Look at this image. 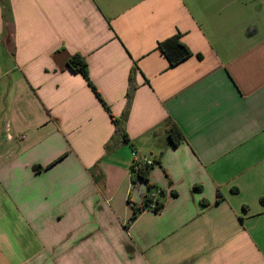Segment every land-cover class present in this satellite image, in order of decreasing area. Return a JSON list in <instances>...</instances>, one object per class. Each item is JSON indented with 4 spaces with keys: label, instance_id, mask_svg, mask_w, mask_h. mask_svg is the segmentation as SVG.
<instances>
[{
    "label": "crops",
    "instance_id": "1",
    "mask_svg": "<svg viewBox=\"0 0 264 264\" xmlns=\"http://www.w3.org/2000/svg\"><path fill=\"white\" fill-rule=\"evenodd\" d=\"M4 4L0 264H264V0ZM178 33L193 56L171 68L158 45ZM76 54L115 117L131 75L129 142L106 150L115 125ZM149 194L163 208L130 223Z\"/></svg>",
    "mask_w": 264,
    "mask_h": 264
},
{
    "label": "trees",
    "instance_id": "2",
    "mask_svg": "<svg viewBox=\"0 0 264 264\" xmlns=\"http://www.w3.org/2000/svg\"><path fill=\"white\" fill-rule=\"evenodd\" d=\"M3 6H4V17L8 19L10 14V7L5 6L4 0H1ZM159 50L165 55L167 58L169 65L171 68H174L189 58L193 56L192 51L189 49V47L182 41V35L178 33L177 35L162 41L158 45ZM68 67L75 73L81 74L85 80L87 81L88 85L94 92V94L97 96L99 101L102 103L104 109L108 112V114L111 116L114 125H115V133L112 139L106 144V150H110L112 148V144L115 141V139L120 138L121 140L125 142H129V137L127 135L126 129H125V123L129 117L130 109L134 97V93L136 90V85L132 82V77L130 75V83L128 87V91L126 93V107L123 112V114L120 117H115L107 103L104 101L100 93L98 92L97 88L93 84L90 75H89V69H88V63L86 61V58L83 57L80 54H76L73 56H70L68 59ZM169 138L175 146L180 145L184 141H186V137L182 130L179 128V126L176 123H172L168 130ZM60 159L52 163H57ZM151 165L140 163L139 167L136 168L134 166L131 167V172L134 175L136 179H142L146 181L148 191L151 192L155 186L150 184L149 182V172H150ZM36 170H41V166L35 167ZM174 195H176L175 192H173ZM223 200V196L220 192L217 194V202H221ZM205 203V202H204ZM155 204L154 212H159L163 208V203L155 201L154 197L149 194L147 195L146 199L141 205L133 204V215L130 219V223H132L139 214H141L144 210L149 209L150 205Z\"/></svg>",
    "mask_w": 264,
    "mask_h": 264
},
{
    "label": "built area",
    "instance_id": "3",
    "mask_svg": "<svg viewBox=\"0 0 264 264\" xmlns=\"http://www.w3.org/2000/svg\"><path fill=\"white\" fill-rule=\"evenodd\" d=\"M140 163H141L140 160H138V158H135L134 162L132 163V166L138 168ZM146 164L147 165H152L153 161L148 160V161H146ZM149 209L154 210L155 209V204L150 205Z\"/></svg>",
    "mask_w": 264,
    "mask_h": 264
}]
</instances>
